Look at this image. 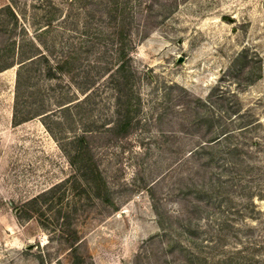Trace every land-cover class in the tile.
Wrapping results in <instances>:
<instances>
[{
    "label": "rangeland",
    "instance_id": "374dc122",
    "mask_svg": "<svg viewBox=\"0 0 264 264\" xmlns=\"http://www.w3.org/2000/svg\"><path fill=\"white\" fill-rule=\"evenodd\" d=\"M101 2L0 0L14 39L72 58L54 78L0 72V264H264V0H132L126 58L109 19L89 18ZM127 117V141L71 164L74 137Z\"/></svg>",
    "mask_w": 264,
    "mask_h": 264
},
{
    "label": "trees",
    "instance_id": "16d2710c",
    "mask_svg": "<svg viewBox=\"0 0 264 264\" xmlns=\"http://www.w3.org/2000/svg\"><path fill=\"white\" fill-rule=\"evenodd\" d=\"M78 0H71V6H73L75 3H77ZM102 7L99 8V10H96L94 13L89 14V18L94 17L95 14L101 13L100 17L102 19L108 18L110 21L112 32H110V36H113V41L116 40L120 44V56L122 58H126V49L127 45H129L130 42V36L132 35L133 26L129 22L132 18V8H131V2L132 0H101ZM58 11V10H57ZM93 14V15H92ZM66 18V17H65ZM64 18V19H65ZM69 18V17H67ZM19 14L15 10V7L12 3L0 8V33H4V35L9 34L8 36V42L7 46H4L3 52H8V57L6 59H10L9 62H0V72L13 68L15 66H18V79L21 80L22 71H24L27 68H31L33 66H39L40 68L38 71L42 72V67L45 64V76L48 78H54L55 75L58 72H63L66 68L69 67L71 64L72 58L69 56H66V58L56 63L55 65H51L49 63L48 57L46 54L42 52V49L40 46L34 45V43L31 40H28L26 38H22L21 40H16L13 37L14 31L17 30L19 27ZM67 20V19H66ZM54 18L53 17H47L45 19V22L43 24H40L36 28V36L37 38H43L47 36L50 33H54L56 26H54ZM76 25V23H75ZM92 23H88L87 27L84 28V31H82V35H88L90 34L88 32V29L92 28ZM76 27V26H74ZM12 31L13 33H9ZM22 31L26 33V28H22ZM11 34V35H10ZM3 35V34H2ZM14 39V40H13ZM19 41V42H18ZM55 46V43L53 44V47ZM8 47V48H6ZM48 49V48H46ZM5 56V54H3ZM8 61V60H7ZM123 65V64H122ZM120 64L119 68L122 66ZM124 68V66L122 67ZM122 92V90H120ZM16 115V119H17ZM20 121V120H19ZM23 121V120H21ZM19 123V122H18ZM133 127V121L127 117L125 119H120L116 121L114 126L112 128L99 131V130H84L82 134L74 137L70 141V145L74 148V157L71 159V164L76 165V161L79 160L84 154H86L87 151H91L93 148L96 147H110L112 145H117L119 143H122L123 141H127L134 131L132 129ZM98 141L96 145H94V141ZM100 144V142H102ZM215 141V140H213ZM105 143V144H104ZM91 162L88 165H81L78 167V170L82 172V176L86 175V173L94 172L98 165L96 164L93 159L90 160ZM57 189V186L51 188L48 191H45L29 202H27V206L30 205H38L41 203L42 200H45L46 197L51 196L54 194L55 190ZM102 187L96 186V192L97 195H101ZM17 217L21 218L19 214H17ZM30 215L27 214L26 218H29ZM56 220L59 222L61 220L60 227L63 229V234L66 235L67 238L71 237V248L72 251H76V248L78 246V237L77 232L73 230L72 224H71V218L70 213H65L64 215L60 213V211L56 212L55 216Z\"/></svg>",
    "mask_w": 264,
    "mask_h": 264
}]
</instances>
